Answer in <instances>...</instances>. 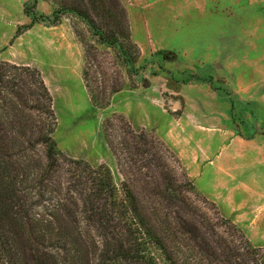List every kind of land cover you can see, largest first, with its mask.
Segmentation results:
<instances>
[{
	"label": "trees",
	"instance_id": "1",
	"mask_svg": "<svg viewBox=\"0 0 264 264\" xmlns=\"http://www.w3.org/2000/svg\"><path fill=\"white\" fill-rule=\"evenodd\" d=\"M38 1L24 2L30 22L12 39L35 23L55 26L68 17L111 49L128 79L136 72L140 52L118 0H49L50 16L38 15ZM73 29L85 47V88L97 107H107L124 75H107L96 48ZM56 124L40 72L0 60V264H262L227 219L214 207L208 212V200L153 132L135 130L119 114L102 121L118 193L108 167L59 151Z\"/></svg>",
	"mask_w": 264,
	"mask_h": 264
},
{
	"label": "rangeland",
	"instance_id": "2",
	"mask_svg": "<svg viewBox=\"0 0 264 264\" xmlns=\"http://www.w3.org/2000/svg\"><path fill=\"white\" fill-rule=\"evenodd\" d=\"M118 1L125 12L130 42L140 52L131 78L111 49L96 44L86 26L75 19L62 17L55 26L48 21L35 23L12 39L19 26L30 22L23 13L26 0H0V60L40 72L53 109L56 104L53 137L63 155L92 167L105 165L120 193L121 177L105 143L102 121L122 115L135 130L153 132L173 152L198 195L208 200V212L213 213L214 207L227 219L229 232L234 228L242 235L264 264V86L260 94L238 93L235 86L237 33L244 30L246 38L251 24L264 27V0ZM52 11L49 0L38 1V15L50 16ZM198 16L213 22L198 24L194 22ZM72 25L96 48L98 63L107 75L117 71L124 75L123 89L111 97L107 107H97L85 88V47ZM197 56L200 73L210 69L212 76H197ZM259 63L264 74V60ZM68 85L74 87L70 98L81 107V115L64 112ZM81 97L88 111L82 109ZM225 132L245 140L243 162L232 163L235 156H226L220 141ZM90 137L93 142L86 146ZM170 139L179 152L168 143ZM231 148L236 154L238 146ZM208 166L230 171L216 172L225 178L223 187L213 185L211 174L205 176Z\"/></svg>",
	"mask_w": 264,
	"mask_h": 264
},
{
	"label": "crops",
	"instance_id": "3",
	"mask_svg": "<svg viewBox=\"0 0 264 264\" xmlns=\"http://www.w3.org/2000/svg\"><path fill=\"white\" fill-rule=\"evenodd\" d=\"M211 21L209 17L207 16H198L194 22H197L198 24H209L208 22ZM213 22V21H211ZM191 23V21H190ZM215 23V22H214ZM252 25V31L248 32L247 35L248 37L245 38V33L243 31H238L237 33V40H236V54H237V59H236V80H235V86H236V91L238 93H246V92H257V93H262L263 90L261 89L262 86H264V74L260 72V61L264 60V41L261 42V40H264V27H259L261 24H251ZM264 24H262L263 26ZM244 29V27H243ZM218 47L213 48V51H217ZM215 60L218 61L217 56L214 54ZM214 60V59H213ZM213 60L210 61V65H213ZM247 60V61H246ZM198 61L200 62V58L197 56V63ZM250 63H249V62ZM256 61V62H255ZM247 62V63H245ZM252 62V65H251ZM255 62V63H253ZM199 67V68H198ZM207 64V68H208ZM252 70L250 71V69ZM197 69H199V74L197 73V76L199 77H206V76H212L210 69H205V74L200 73V70L202 69L201 65L198 63L197 64ZM74 87L68 85L66 89L64 90V112L68 116L70 115H81L80 109L81 107L77 106V104H74L71 102V90ZM259 101V100H258ZM262 102V100H260ZM81 104H82V109H86L88 111V107L84 103L82 97H81ZM56 109V104L54 102V110ZM56 111V110H55ZM84 111V110H83ZM57 114V112H56ZM168 141V140H167ZM222 146L224 147L225 154L227 157H229V154H231V157L235 156V158L232 160L234 162H243L245 158V140L240 137L239 135H234L230 137V134L224 133L221 136L220 139ZM86 146L90 145L91 142H93V139L90 137L89 139L85 140ZM168 143L175 149L178 150L179 152V147L176 142L173 140H169ZM236 145L238 146V149L236 151V154L233 153L232 151V146ZM180 154V153H179ZM183 160V157H181ZM188 163L186 164V166ZM205 176H209L211 174L214 176L212 179L213 185H220V187H223L225 185V178H220L216 174L220 172H230L229 170L225 169H217V167H212L208 166V169L203 171ZM217 172V173H216Z\"/></svg>",
	"mask_w": 264,
	"mask_h": 264
}]
</instances>
